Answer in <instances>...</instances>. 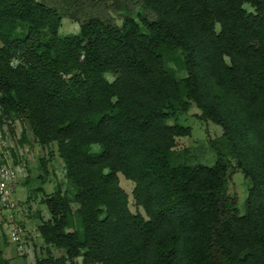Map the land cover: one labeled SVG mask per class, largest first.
I'll return each instance as SVG.
<instances>
[{
    "label": "trees",
    "instance_id": "16d2710c",
    "mask_svg": "<svg viewBox=\"0 0 264 264\" xmlns=\"http://www.w3.org/2000/svg\"><path fill=\"white\" fill-rule=\"evenodd\" d=\"M193 104L223 130L213 166L177 162L191 128L169 112ZM19 117L74 188L37 229L66 256L38 264H264V0H0V125Z\"/></svg>",
    "mask_w": 264,
    "mask_h": 264
},
{
    "label": "rangeland",
    "instance_id": "374dc122",
    "mask_svg": "<svg viewBox=\"0 0 264 264\" xmlns=\"http://www.w3.org/2000/svg\"><path fill=\"white\" fill-rule=\"evenodd\" d=\"M244 7L249 12H255L249 4ZM80 31V24L77 21L63 18L60 28L61 35H77ZM169 66L175 69L179 81L188 77V72L179 68L174 62L169 63ZM107 79L113 82L115 76L109 73ZM169 113V125L191 128L189 137L177 140V162L213 166L218 160L214 151V142L223 135L222 127L211 121L201 120V112L195 104L187 113L181 111H170ZM1 135H3L4 143L0 145L10 147L11 150L9 160L22 169L14 197L18 203L17 212L14 214L17 216V222L27 231L24 248L19 251L11 242V226L7 225L4 219L10 213H2L0 208V235H3L6 241L4 244L6 258L11 264H38L49 255L55 259L66 256L65 250L47 245L37 230L43 222L51 218L46 205L47 199L57 194L70 195L74 189L67 179L66 166L58 154L57 144H52L48 149L41 147L28 123L20 117L10 121L4 119L3 125H0V137ZM99 148L95 145L92 150L98 151ZM173 162L177 163L174 159ZM233 171L227 187L230 192L237 194L238 212L243 215L246 212L245 204L250 182L241 171L237 170L236 163L231 161L230 172ZM119 179L121 187L128 194L131 212L144 214V210L137 208L133 200L134 182L127 180L122 174H119ZM73 225L77 226L75 219ZM72 264H83L82 258L76 259Z\"/></svg>",
    "mask_w": 264,
    "mask_h": 264
},
{
    "label": "built area",
    "instance_id": "2783aa9c",
    "mask_svg": "<svg viewBox=\"0 0 264 264\" xmlns=\"http://www.w3.org/2000/svg\"><path fill=\"white\" fill-rule=\"evenodd\" d=\"M0 140V144L4 143L3 135H1ZM9 148L0 145V208L2 213H10L7 218L3 217L7 225L11 226V242L21 251L24 248L23 244L27 231L23 225L17 222V216L14 213L17 212L18 203L14 197L19 182V173L22 169L9 160L11 158Z\"/></svg>",
    "mask_w": 264,
    "mask_h": 264
}]
</instances>
